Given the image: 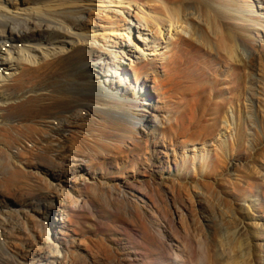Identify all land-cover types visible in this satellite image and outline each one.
Returning <instances> with one entry per match:
<instances>
[{
	"label": "rangeland",
	"instance_id": "1",
	"mask_svg": "<svg viewBox=\"0 0 264 264\" xmlns=\"http://www.w3.org/2000/svg\"><path fill=\"white\" fill-rule=\"evenodd\" d=\"M123 1L122 7H100L104 11L96 10L91 22L89 9L83 18L113 53L111 63L123 64L113 65L114 76L121 68L129 74L115 81L146 102V113L158 114L161 127H138L135 144L120 137L126 132L120 126L119 133L88 142V151L97 153L94 162L90 154L69 161L70 167L83 166L78 173L89 184L77 187L84 203L70 221L57 214L68 241L61 264L72 257L77 264H264V0H210L226 12L221 23L186 11L175 26L182 30L186 20L202 27L206 45L182 35L201 46L211 66L199 79L187 71L186 82L164 88L156 81L165 77L174 42L181 40L168 21L144 29L141 15L166 17L169 0ZM123 16L131 21L129 36L110 32ZM238 16L260 22L263 30L234 39L235 27L243 30L239 26L247 23ZM224 40L234 44L232 61ZM93 51L89 46L79 52ZM32 248L27 258L39 264Z\"/></svg>",
	"mask_w": 264,
	"mask_h": 264
},
{
	"label": "bare ground",
	"instance_id": "2",
	"mask_svg": "<svg viewBox=\"0 0 264 264\" xmlns=\"http://www.w3.org/2000/svg\"><path fill=\"white\" fill-rule=\"evenodd\" d=\"M99 1L0 0V264H32L27 258L32 247L39 264H61L62 246L68 241L59 228L57 214L61 212L70 221L74 209L84 203L77 187L89 184L88 178L78 173L83 166L70 167L69 161L83 160L90 154V162H94L97 153L88 151V142L100 134L110 137L119 133L116 129L120 126L126 132L119 136L135 144H139L135 136L138 127L146 122L154 131L161 127L158 114H147L146 102L141 104L136 95L130 97L122 80L115 81L117 75L124 80L129 74L121 68L114 76L111 70L117 62L110 61L113 53L105 43L100 44L99 33L90 30L83 18L87 9L92 11L91 22L96 10L104 11L100 7H122L125 1ZM169 4L166 17L155 18L147 11L141 15L144 29L149 30L153 23L162 27L168 21L181 40L180 45L174 42L165 77L156 81L162 88L170 82H186L187 71L199 79L211 66L201 54V46L182 35L190 33L207 44L202 27L185 20L186 27L180 30L175 23L189 9L206 15L209 24L221 23V16L226 14L222 6H213L210 0H169ZM131 5L128 1L125 7ZM122 13L125 15V10ZM126 18L123 16L110 32L129 36L131 21ZM238 18L247 23L239 26L243 30L235 27L234 39H247L252 32L263 30L260 22ZM101 35L108 40L105 33ZM224 41L232 61L234 44ZM183 43L194 52L187 51ZM89 46L94 50L92 56L79 52ZM78 262L72 257L64 264Z\"/></svg>",
	"mask_w": 264,
	"mask_h": 264
}]
</instances>
